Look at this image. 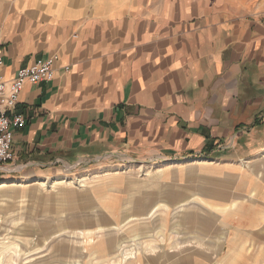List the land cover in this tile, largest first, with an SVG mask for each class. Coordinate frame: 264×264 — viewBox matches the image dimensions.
<instances>
[{
    "label": "crops",
    "instance_id": "1",
    "mask_svg": "<svg viewBox=\"0 0 264 264\" xmlns=\"http://www.w3.org/2000/svg\"><path fill=\"white\" fill-rule=\"evenodd\" d=\"M51 56L54 79L24 84L8 112L27 121L11 130L13 161L0 170L21 166L33 180L109 158L163 164L173 181L164 202L180 210L173 223L214 234L191 255L178 250L196 262L227 240L220 214L264 224V0H0L5 80ZM173 160L211 178L204 196L226 205L176 187Z\"/></svg>",
    "mask_w": 264,
    "mask_h": 264
},
{
    "label": "rangeland",
    "instance_id": "2",
    "mask_svg": "<svg viewBox=\"0 0 264 264\" xmlns=\"http://www.w3.org/2000/svg\"><path fill=\"white\" fill-rule=\"evenodd\" d=\"M169 164L180 176L176 187L191 189L188 193L200 194L212 206L226 205V200L204 196L211 178L185 175L183 170L191 163L173 160ZM162 165L150 169L115 158L94 169H87L88 165L80 169V164L77 170L59 176L66 179L62 187L54 182L56 177L26 180L21 166L2 167L0 183L11 180L12 184L0 192V264H115L118 260L121 264H264V224L256 228L228 224L226 214H220L218 225L227 230L228 237L215 258L196 262L195 257L178 256L180 248L191 255L195 241L211 245L214 234L202 232L196 224L173 223L177 208L167 206L165 213L159 209L151 218L143 215L154 203L165 201L164 191L173 184ZM203 200L198 204L212 209ZM203 212L199 218L210 217L208 211ZM83 233L94 235L91 243L83 240ZM107 234L124 239L113 253L98 248ZM146 238L159 243L155 255L142 252ZM16 248L21 249L18 259L11 256Z\"/></svg>",
    "mask_w": 264,
    "mask_h": 264
},
{
    "label": "built area",
    "instance_id": "3",
    "mask_svg": "<svg viewBox=\"0 0 264 264\" xmlns=\"http://www.w3.org/2000/svg\"><path fill=\"white\" fill-rule=\"evenodd\" d=\"M58 59V56L37 59L30 66L17 70L14 79L7 81L4 78V62L0 57V165L13 160L11 130L24 127L27 121L22 114L10 116L8 112L16 107L24 84L36 85L54 79ZM64 71H68V68H64Z\"/></svg>",
    "mask_w": 264,
    "mask_h": 264
},
{
    "label": "bare ground",
    "instance_id": "4",
    "mask_svg": "<svg viewBox=\"0 0 264 264\" xmlns=\"http://www.w3.org/2000/svg\"><path fill=\"white\" fill-rule=\"evenodd\" d=\"M151 169V168H150ZM140 170V169H139ZM54 182H57V183H60V186L62 187V185L64 184V183H66V179L64 178V177H56L55 179H54ZM21 183H23V181L21 182ZM20 183V184H21ZM82 183H83V180H81V181H79V183H78V187H81V185H82ZM10 184H12V182L11 181H3L2 183H0V192L1 191H3L4 189H6ZM17 187H19V186H17ZM61 193H63V191H61ZM254 193V192H253ZM198 201V200H197ZM193 202V201H192ZM227 207V206H226ZM177 208H178V206H177ZM159 209H161V212L160 213H165L166 212V210H167V204H165V202L164 201H162V202H157V203H154L153 205H151L148 209H147V214H143L144 216H147V215H149V217L151 218V217H153L154 216V214H155V212L157 211V210H159ZM228 211V210H227ZM181 213H183V212H181ZM224 213V212H223ZM163 215V214H162ZM168 217V216H167ZM168 219V218H167ZM164 220V219H163ZM141 221H144V220H142L141 219ZM161 221V220H160ZM163 222V221H162ZM152 223V222H151ZM155 223V222H154ZM154 223H152V225L154 224ZM161 224V223H160ZM162 225V224H161ZM167 226V225H166ZM88 230V229H87ZM90 231H92V230H90ZM93 232V231H92ZM88 233V232H87ZM86 233V235H84V233H83V235H82V237H83V240H85L86 242H87V244H89V243H91V241L93 240V236L94 235H92V234H87ZM172 234V233H171ZM98 238H100L99 236H98ZM106 239H104L105 240V242L103 243V245H101L100 247H98L99 248V250L100 249H104V250H106V252H109V253H113L115 250H116V246H121L123 243H124V239L121 237L119 240L118 239H116V238H113V237H109V234H107V236L105 237ZM160 239V238H159ZM173 239V238H172ZM171 241V240H170ZM143 246H142V252L145 254V255H152V254H154L155 255V250H157V248H159V243L157 244V240H153V239H150V238H146V239H144V241H143V244H142ZM174 245H175V243H174ZM197 245V244H196ZM102 246H103V248H102ZM117 247V248H118ZM170 249V248H169ZM20 253H21V249H18V248H16V251H13L12 252V254H11V256L13 257V258H17L18 259V257H19V255H20ZM138 253H139V251H138ZM124 256V255H123ZM150 257H152V256H150ZM15 260V259H14ZM121 262H122V260H118V261H116V263L115 264H121ZM0 263H1V260H0Z\"/></svg>",
    "mask_w": 264,
    "mask_h": 264
}]
</instances>
